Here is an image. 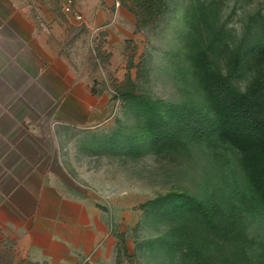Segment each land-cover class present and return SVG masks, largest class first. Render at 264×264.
<instances>
[{"label": "rangeland", "instance_id": "374dc122", "mask_svg": "<svg viewBox=\"0 0 264 264\" xmlns=\"http://www.w3.org/2000/svg\"><path fill=\"white\" fill-rule=\"evenodd\" d=\"M117 1L119 10L111 8L113 30L93 31L83 16L79 20L64 10L66 0H0V17L13 2L38 23L45 16L40 6L51 12L66 26L63 55L89 79L92 92L107 99L93 106L99 115L84 125L54 118L37 122L51 147L44 158L51 162L48 171L62 189L96 208L107 228L100 254L78 264H264V208L240 152L211 132L215 117L188 57L197 8L216 12L217 27L238 42L253 37L264 21V0H155L142 11L133 0ZM74 8L83 15L79 0ZM250 78L245 71L237 85L245 89ZM131 88L142 100L193 109L203 121L201 134L175 146L154 145L141 135L145 120L120 97ZM35 108L48 113L51 106ZM174 193L219 205L232 217V236L220 238L197 225L191 228L195 238L184 236L183 222L191 215L159 211L151 203ZM0 264L51 263L0 232Z\"/></svg>", "mask_w": 264, "mask_h": 264}, {"label": "crops", "instance_id": "0c3cea01", "mask_svg": "<svg viewBox=\"0 0 264 264\" xmlns=\"http://www.w3.org/2000/svg\"><path fill=\"white\" fill-rule=\"evenodd\" d=\"M116 1L79 0L87 29L113 30ZM40 10L41 23L14 2L0 17V232L51 264H78L100 254L107 228L96 208L62 189L48 171L51 162L44 158L51 147L37 122L54 118L84 125L99 115L93 106L107 99L94 94L89 79L63 55L66 26ZM36 105L51 109L40 113Z\"/></svg>", "mask_w": 264, "mask_h": 264}, {"label": "trees", "instance_id": "16d2710c", "mask_svg": "<svg viewBox=\"0 0 264 264\" xmlns=\"http://www.w3.org/2000/svg\"><path fill=\"white\" fill-rule=\"evenodd\" d=\"M133 2L142 11L151 9L155 0ZM191 26L188 57L208 110L215 117L211 132L240 152L243 170L264 208V21L257 24L253 37L245 35L238 42L227 39L217 27V14L209 7L196 9ZM245 71L251 78L241 89L237 80ZM121 96L145 120L141 135L154 145L175 146L201 134L199 124L203 121L191 108L142 100L133 88ZM151 203L159 211L173 209L180 217L191 215L183 222L184 236L195 238L191 230L195 225L220 238L233 234L232 217L224 215L219 205L206 206L187 194L175 193L159 196Z\"/></svg>", "mask_w": 264, "mask_h": 264}, {"label": "built area", "instance_id": "2783aa9c", "mask_svg": "<svg viewBox=\"0 0 264 264\" xmlns=\"http://www.w3.org/2000/svg\"><path fill=\"white\" fill-rule=\"evenodd\" d=\"M64 10L68 13V14H72L74 15L77 19H82V15L77 13L75 8H74V0H67V2L64 5Z\"/></svg>", "mask_w": 264, "mask_h": 264}]
</instances>
